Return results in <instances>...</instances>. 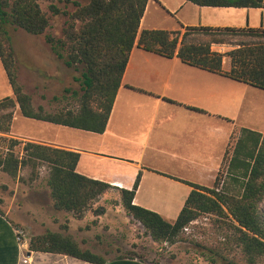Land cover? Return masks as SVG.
Wrapping results in <instances>:
<instances>
[{"label": "trees", "instance_id": "16d2710c", "mask_svg": "<svg viewBox=\"0 0 264 264\" xmlns=\"http://www.w3.org/2000/svg\"><path fill=\"white\" fill-rule=\"evenodd\" d=\"M41 1H0V59L13 90V96L0 99V170L30 183L42 178L46 170V185L57 210L81 218L101 194L114 186L77 172L78 152L8 136L17 106L28 118L104 132L137 40L147 51L166 57L177 56L190 65L264 90V27L181 25L176 30L144 29L139 34L149 0H89L86 4L73 1L76 10L70 14L72 22L65 29L64 37L56 39L46 34V40L57 58L81 73L75 77L79 88L66 89L72 93L76 105L56 112H48L42 105L35 108L32 96L19 81L12 30L22 29L33 35L46 33L51 22ZM46 1L50 2L54 15L68 14L55 0ZM189 1L200 6L264 7V0ZM76 22H80L78 27ZM225 45L232 48L225 52L213 48ZM225 56L231 59L228 71L222 67ZM227 157L224 155V159ZM23 171H27V177L22 175ZM141 177L140 171L132 189L117 190L127 213L138 220L155 241H175L190 222L203 214L222 217L228 213L232 216V241L245 263L264 264V132L241 129L228 159V180L223 184L220 171L212 187L187 182L193 189L174 221L133 203ZM230 183L235 191L227 187ZM29 248L95 264L107 262L104 256L82 248L72 236L51 230L31 237ZM229 264L240 263L234 260Z\"/></svg>", "mask_w": 264, "mask_h": 264}, {"label": "crops", "instance_id": "0c3cea01", "mask_svg": "<svg viewBox=\"0 0 264 264\" xmlns=\"http://www.w3.org/2000/svg\"><path fill=\"white\" fill-rule=\"evenodd\" d=\"M160 11L173 20L169 28H162L154 19L153 15ZM181 25L264 27V7L149 0L139 34L144 29L176 30ZM1 67L0 59V78L5 85L7 74ZM222 67L230 70L228 56ZM259 90L185 63L177 56L147 51L137 40L104 132L28 118L17 106L7 135L78 152L77 172L108 182L114 189H132L141 171L133 203L174 221L193 189L187 182L213 186L224 155L233 153L236 128L257 130L253 127L264 118V112L260 105L252 103L250 95L261 96ZM33 105L38 108L40 104L33 99ZM252 113L254 120H250ZM20 120L25 126L15 131ZM63 213L68 214L54 208L55 216ZM172 213L175 219L166 216ZM69 218V231H81L83 219ZM16 225L18 220L0 212V264H95L65 254L30 250L27 235L21 242L18 240ZM73 238L78 240L77 235ZM105 264L148 263L138 257H115Z\"/></svg>", "mask_w": 264, "mask_h": 264}, {"label": "rangeland", "instance_id": "374dc122", "mask_svg": "<svg viewBox=\"0 0 264 264\" xmlns=\"http://www.w3.org/2000/svg\"><path fill=\"white\" fill-rule=\"evenodd\" d=\"M73 1L86 4L89 0H55L62 11L68 12L57 15L50 10L49 1L40 2L51 22L44 34L33 35L22 29L12 30L19 81L34 102L44 105L48 112L76 105L72 93L66 92V89L79 88L75 77L81 73L57 58L51 44L46 40V34L56 39L64 37L65 29L72 22L70 14L76 10ZM153 16L157 24L163 26L162 28H169L174 24L173 20L167 18L161 11ZM79 25L80 22H76V26ZM231 48L232 45L214 46V49L223 52ZM1 69L3 70V67ZM1 79L0 98L12 95V87L6 75L5 85ZM259 91L261 96L250 95V99L252 103L260 105L261 111L264 112V90ZM250 120H254L253 113ZM24 126V122L17 121L15 131ZM253 128L264 132V118ZM240 132L241 130L236 128L232 138L233 145ZM229 156L220 169L221 184L228 180L226 175ZM22 175L27 177V171H23ZM46 177L47 171L43 170L42 178L30 183L13 178L0 170V210L19 221V225L16 226L25 231L29 241L31 237L51 230L72 237L77 235L78 240L74 239L78 243L82 241L93 248L95 250L93 252L107 260L122 256L138 257L148 264H229L234 260L246 264L241 251L232 241V216L228 213L222 217L203 214L190 222L187 225L188 229L184 228L175 241L157 242L138 220L127 213L117 189H110L101 194L81 218L71 212L55 209L68 213L60 214L61 217L58 218L54 215L53 199L46 185ZM227 187L235 191L232 183ZM262 207L264 209V201ZM102 210L104 212H101ZM173 215L172 213L166 216L175 219ZM69 217L83 219L81 231L78 233L69 231Z\"/></svg>", "mask_w": 264, "mask_h": 264}, {"label": "built area", "instance_id": "2783aa9c", "mask_svg": "<svg viewBox=\"0 0 264 264\" xmlns=\"http://www.w3.org/2000/svg\"><path fill=\"white\" fill-rule=\"evenodd\" d=\"M185 229H188V227L186 226ZM17 236H18V240L21 242L22 239L26 237V233L23 229H17Z\"/></svg>", "mask_w": 264, "mask_h": 264}, {"label": "water", "instance_id": "95a60500", "mask_svg": "<svg viewBox=\"0 0 264 264\" xmlns=\"http://www.w3.org/2000/svg\"><path fill=\"white\" fill-rule=\"evenodd\" d=\"M1 1V0H0ZM263 3H264V1H263Z\"/></svg>", "mask_w": 264, "mask_h": 264}]
</instances>
